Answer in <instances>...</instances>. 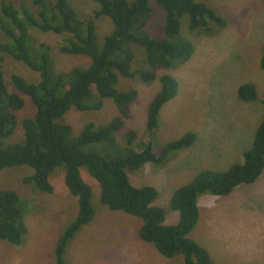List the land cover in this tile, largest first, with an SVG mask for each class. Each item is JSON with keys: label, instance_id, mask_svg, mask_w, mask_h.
<instances>
[{"label": "trees", "instance_id": "trees-1", "mask_svg": "<svg viewBox=\"0 0 264 264\" xmlns=\"http://www.w3.org/2000/svg\"><path fill=\"white\" fill-rule=\"evenodd\" d=\"M98 8L92 16L80 18L69 0H32V7H17L8 2L0 4V171L4 168L27 166L31 174L23 183L43 193L52 194L49 175L57 169L64 173V183L73 195L64 227L58 231L52 256L54 264H70L66 260L67 247L93 215L92 190L84 182L80 170L94 178L100 188L99 202L109 210H117L141 221L139 238L153 246L164 258L182 256L183 264H216L208 252L189 233L195 227L199 211L197 197L203 193L226 195L239 184H250L264 168V90L261 103L263 117L255 131L250 148L243 153V162L226 171L200 170L192 180L177 187L170 198V206L178 213L175 224H164L165 214L154 204L157 191L150 185H134L127 172L138 170L146 163L159 164L168 153L190 146L195 142L193 132H185L175 141L156 146L153 139H145L137 146V135L128 129L118 141L117 135L128 119V107L137 101L139 92L130 88H116L119 77L135 78L145 84L158 82L146 114V129L152 133L157 127L158 114L177 91V77L169 69L186 62L193 46L186 39L173 38L180 32V20L185 18L188 31L207 33L211 23L225 26L217 9L203 1L195 0H94ZM150 1L165 12L164 37L152 38L145 33L151 13ZM108 17L111 32L97 43L95 19ZM51 32L62 38L59 54L82 55L76 67L57 71L52 49L43 42L27 45L32 30ZM144 50L142 66L132 68L135 55L128 45ZM35 46V47H34ZM142 51V50H141ZM50 53V56H49ZM23 63L39 76L37 82L27 81L13 73L8 78L3 71L4 56ZM51 57V58H50ZM264 71V52L259 62ZM160 70L164 72L158 74ZM25 95L31 101L33 114L21 120L23 139L4 143L13 134L17 124L16 112L24 106ZM241 100H255L257 92L252 82L241 83L236 90ZM104 99H111L117 114L101 124L88 122L82 132L73 137L72 127L63 123L71 107L78 111H95ZM99 144L92 152L81 149ZM101 145V146H100ZM123 153L111 157V153ZM27 205L12 189H0V240L20 245L26 232ZM70 212V211H69Z\"/></svg>", "mask_w": 264, "mask_h": 264}, {"label": "rangeland", "instance_id": "rangeland-1", "mask_svg": "<svg viewBox=\"0 0 264 264\" xmlns=\"http://www.w3.org/2000/svg\"><path fill=\"white\" fill-rule=\"evenodd\" d=\"M3 1L28 9L33 5L32 0H0V4ZM69 1L80 18L92 16L98 8L94 0ZM195 1L215 7L225 26L211 23L205 29L207 33L197 30L192 33L188 31L186 19L181 18L180 32L173 39L190 41L193 52L186 62L169 69L178 79V91L161 107L157 127L152 133L146 129V114L158 82L145 84L120 76L116 85L120 91L134 88L139 92L137 101L127 109L128 119L117 135L119 142L128 129L137 135V146L149 137L156 146H162L178 140L185 132H193L196 136L190 146L170 151L164 162L146 163L138 170L127 172L132 184L156 189L154 204L163 209L167 225L178 221L177 211L170 206L173 191L190 182L200 170L226 171L234 164H241L243 153L250 148L263 117L264 71L259 62L264 52V0ZM150 7L145 33L152 38H163L165 12L153 1ZM95 24L100 47L103 38L111 32L112 22L100 16ZM31 33L27 39L30 48L38 41L51 46L53 69L54 66L57 71L72 69L80 65L81 58L87 60L83 68L88 66L90 59L85 56L59 54L61 36L36 29ZM4 40L0 34V41ZM128 48L135 55L132 68L142 66L140 55L144 50L132 44ZM2 65L7 78L16 73L30 82L39 80L36 72L8 55L4 56ZM162 72L164 70L158 74ZM244 82L255 85V100L237 97V87ZM21 97L25 100L24 106L16 112L14 132L3 139L4 143L22 141L21 120L33 114L29 98L23 94ZM116 114L114 102L104 99L101 108L95 111L82 112L71 107L62 122L72 127L75 137L88 122L105 123ZM98 146L91 144L81 150L92 152ZM122 154L112 152L111 157ZM80 173L91 187L94 215L67 247L66 260L70 264H183L180 254L164 258L151 244L139 238V219L101 205L97 181L84 169ZM27 174H31L27 166L0 171V189L16 191L27 205L23 240L20 245L0 240V264H54L52 252L56 236L76 207H71L75 198L68 191L60 168L49 175L52 194L23 183ZM197 206L198 221L188 236L208 252L211 260L216 264H264V168L254 182L239 184L226 195H199Z\"/></svg>", "mask_w": 264, "mask_h": 264}]
</instances>
